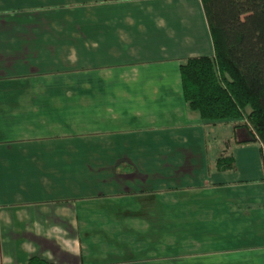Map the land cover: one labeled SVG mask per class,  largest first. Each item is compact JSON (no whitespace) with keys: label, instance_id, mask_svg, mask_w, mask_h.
I'll use <instances>...</instances> for the list:
<instances>
[{"label":"crops","instance_id":"0c3cea01","mask_svg":"<svg viewBox=\"0 0 264 264\" xmlns=\"http://www.w3.org/2000/svg\"><path fill=\"white\" fill-rule=\"evenodd\" d=\"M213 54L201 0H0V264H203L173 247L261 243V143L183 99L181 63ZM215 132L208 170L161 159Z\"/></svg>","mask_w":264,"mask_h":264},{"label":"trees","instance_id":"16d2710c","mask_svg":"<svg viewBox=\"0 0 264 264\" xmlns=\"http://www.w3.org/2000/svg\"><path fill=\"white\" fill-rule=\"evenodd\" d=\"M214 45L213 55L180 65L183 99L204 121L233 120L246 126L264 152V0H201ZM235 166L232 156L218 170ZM28 264H58L38 255Z\"/></svg>","mask_w":264,"mask_h":264},{"label":"rangeland","instance_id":"374dc122","mask_svg":"<svg viewBox=\"0 0 264 264\" xmlns=\"http://www.w3.org/2000/svg\"><path fill=\"white\" fill-rule=\"evenodd\" d=\"M232 121L233 120L205 121V123L206 124H215V123L217 124V123L229 122L226 125V128L227 129H234V127L232 126ZM217 129H224V128H221L220 126H218ZM220 134H222V133L220 132ZM242 134L246 137L249 136V133L246 130H245V132H241L240 135L237 133L235 135L239 137ZM218 135H219L218 132H215L214 135H211V138H213L214 141L210 140L209 137L207 139V137L205 135H203L202 138L194 137L191 139V142L189 143V145L187 147H183L179 152L173 153V155L172 154H169L168 156L161 155V159H168L169 160L170 157L173 159H181L182 163L181 164L178 163L179 165H177L176 171H178V170L179 171L180 170L181 171L182 170L191 171L193 167L197 166V163H198V166L202 165V164L205 165L206 170H208V168H209L208 164L211 161L212 156L213 155L216 156L218 154V151L221 150V148H219L218 146H221V145L225 146L227 143L226 141H227L228 137H226L227 136L226 134H223L224 135L223 137L218 136ZM256 146L257 147H255V149H257L258 155H260L262 153L261 149H260L259 145H256ZM130 154L131 153H124L123 158L124 159H131ZM132 154H134V153H132ZM141 155L143 157H148V159H151L154 154L153 153L152 154L151 153H144V154L141 153ZM212 164H213V162L211 163V165ZM259 168L260 169H259V171H257V173L259 174V176H264V160L262 158H260V161H259ZM147 201H149V200H147ZM152 204H153V202H152ZM153 207L158 210L157 204H153ZM161 210L164 213L163 206H162V209H160L159 211H161ZM112 211L115 212V210H112ZM114 212L110 217H108V215L106 214V218L107 219H110V218L112 219V217L114 218ZM117 212L120 213V217H118V222L122 223L124 226H126L124 223V221L126 220V217H123L124 208L117 209ZM120 229H121V227H120ZM248 232H252V231L250 230ZM98 233L101 234V232H98ZM111 236L114 238V236L116 237V234H112ZM112 237H110V238H112ZM252 237H253L252 234H247L246 238L243 240V242L245 241V247L241 246L240 244H237V245H234L236 247H231V248L227 247L228 248L227 249V248L223 247V245H221V241H217L219 239L214 240V241H212V239H211V241L209 239H207V241L206 240L202 241V243H201L202 246L201 247L199 246V248L195 247V246L185 247L184 245H182L183 246V248H182V246L180 247V244H178V245L173 247L172 251H173L174 255H177L179 253L186 252V250H191L192 252H198V253H192L191 257L196 258L198 261H203L205 264H211V262H209V261H212V260L214 262H217L218 264H224L223 263L224 260H221V258H220V257H222L221 254H218V257H215V258H210L212 256L206 255V254H208V252L212 251L209 247H212L211 242H214L213 246H215V247L219 246V244H220V247L215 248L218 251H222L223 248H225L224 250H228V254L222 253V255L223 256L225 255V257H228L230 259L236 260L237 262L235 264H264V231L262 233H260L259 237H257V239H256L257 242H261V243L255 244L256 245L255 247H250V244H251V246L253 245L252 241L255 240V239L252 240L253 239ZM262 240H263V242H262ZM229 250H234V251H229ZM223 252H227V251H223ZM199 253L202 256L199 255ZM197 257H200V258H197ZM196 263H201V262H196Z\"/></svg>","mask_w":264,"mask_h":264}]
</instances>
